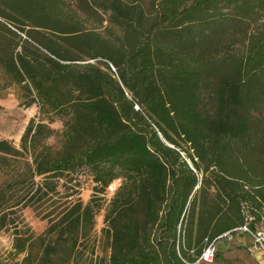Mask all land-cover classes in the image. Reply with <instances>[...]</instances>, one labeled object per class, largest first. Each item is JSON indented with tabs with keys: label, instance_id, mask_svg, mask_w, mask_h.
<instances>
[{
	"label": "trees",
	"instance_id": "16d2710c",
	"mask_svg": "<svg viewBox=\"0 0 264 264\" xmlns=\"http://www.w3.org/2000/svg\"><path fill=\"white\" fill-rule=\"evenodd\" d=\"M101 13L114 31L87 26ZM11 85L36 107L17 146L0 138V228L24 263L79 258L100 197L50 219L35 262L9 215L80 175L98 192L119 179L104 264L206 263L212 243L210 263L226 237L252 246L236 227L264 229V0H0Z\"/></svg>",
	"mask_w": 264,
	"mask_h": 264
},
{
	"label": "rangeland",
	"instance_id": "374dc122",
	"mask_svg": "<svg viewBox=\"0 0 264 264\" xmlns=\"http://www.w3.org/2000/svg\"><path fill=\"white\" fill-rule=\"evenodd\" d=\"M105 17V14H102L101 24L88 21L87 26L101 32V34L106 33V27L114 31L113 27L107 24ZM89 61L92 60L89 59ZM21 99L22 90L17 85H11L0 91V138L9 140L14 146L18 145L19 137L27 121L36 112L34 104L25 106L20 103ZM49 126L60 129L61 122L55 119ZM78 179V185L73 186L72 189L66 190L61 187L57 190L56 195L47 194L39 201H33L32 205L21 207L19 203L11 207L14 214L9 215V217H15L14 223H16L17 228L24 236L28 237L26 248L27 251L31 252L30 258L34 262L39 257L42 244L46 241V236H43L42 232L49 220L57 216L63 208L75 199L85 202L92 195L100 197L103 200V206L93 217V224L85 238L81 240L79 238L77 241L80 251L79 258L75 261L69 259L68 263L65 262V264H104L106 262L108 249L105 236L101 231L103 212L107 200L119 183V179L113 180L109 184L112 188L109 189L107 186L103 192L96 191L94 183L86 175H80ZM256 226L264 228V219ZM11 231L12 228L5 226L0 228V260L6 264H28L22 260L24 252L14 254ZM221 242V245L214 242L215 249L218 247L220 249L214 254L215 260L213 258L210 263L199 262L195 264H264V255L261 251L251 247L247 236L242 234L231 235ZM62 257L64 256H60V258Z\"/></svg>",
	"mask_w": 264,
	"mask_h": 264
},
{
	"label": "built area",
	"instance_id": "2783aa9c",
	"mask_svg": "<svg viewBox=\"0 0 264 264\" xmlns=\"http://www.w3.org/2000/svg\"><path fill=\"white\" fill-rule=\"evenodd\" d=\"M108 188L111 189L112 186L108 185ZM234 230L246 232L250 235L252 240V248L255 250L261 251V253L264 255V229H257L253 232H251L245 225H241L239 227H236ZM214 252V246L212 243H208L205 248L200 253L197 261H207L209 262L212 258V254Z\"/></svg>",
	"mask_w": 264,
	"mask_h": 264
}]
</instances>
